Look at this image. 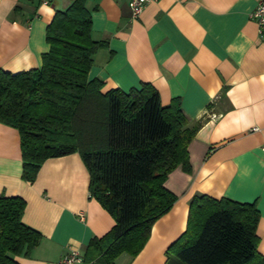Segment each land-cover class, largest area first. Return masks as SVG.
Returning <instances> with one entry per match:
<instances>
[{
  "label": "crops",
  "instance_id": "0c3cea01",
  "mask_svg": "<svg viewBox=\"0 0 264 264\" xmlns=\"http://www.w3.org/2000/svg\"><path fill=\"white\" fill-rule=\"evenodd\" d=\"M72 1L0 0V68H38L49 49L47 24ZM128 1L86 0L91 37L106 42L88 78L101 80L103 93L150 83L162 105L179 98L189 122L202 124L187 147L190 172L177 166L164 181L176 201L138 254L122 253L115 263L166 264L168 247L186 228L190 200L202 193L256 203L264 256V32L249 17L258 0H155L136 19ZM21 173L19 133L0 122V194L24 199L22 221L42 236L29 256H15L19 264H59L70 249L84 256L90 240L114 225L90 196L78 151L45 159L32 183Z\"/></svg>",
  "mask_w": 264,
  "mask_h": 264
},
{
  "label": "trees",
  "instance_id": "16d2710c",
  "mask_svg": "<svg viewBox=\"0 0 264 264\" xmlns=\"http://www.w3.org/2000/svg\"><path fill=\"white\" fill-rule=\"evenodd\" d=\"M45 39L49 49L38 68H0V122L19 133L21 177L30 183L45 159L80 153L90 196L115 221L90 240L82 262L116 264L122 253L138 254L153 223L176 201L164 181L177 166L190 172L187 147L202 122H189L179 98L162 105L150 83L103 93L102 81L88 78L106 42L91 37L86 0L55 10ZM25 205L19 196L0 194V264H19L15 256H29L41 240L22 221ZM259 215L255 202L194 195L166 264H264L257 250Z\"/></svg>",
  "mask_w": 264,
  "mask_h": 264
},
{
  "label": "built area",
  "instance_id": "2783aa9c",
  "mask_svg": "<svg viewBox=\"0 0 264 264\" xmlns=\"http://www.w3.org/2000/svg\"><path fill=\"white\" fill-rule=\"evenodd\" d=\"M44 3H48L50 0H42ZM155 0H129L128 8L131 19L138 18L143 12L146 4ZM250 19H252L260 33L264 32V0H258L257 4L249 13ZM264 150V145L261 147ZM83 256L75 249H70L65 255H63L59 264H81Z\"/></svg>",
  "mask_w": 264,
  "mask_h": 264
},
{
  "label": "rangeland",
  "instance_id": "374dc122",
  "mask_svg": "<svg viewBox=\"0 0 264 264\" xmlns=\"http://www.w3.org/2000/svg\"><path fill=\"white\" fill-rule=\"evenodd\" d=\"M116 263H117V261H116ZM183 264V263H182Z\"/></svg>",
  "mask_w": 264,
  "mask_h": 264
}]
</instances>
